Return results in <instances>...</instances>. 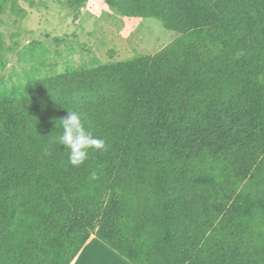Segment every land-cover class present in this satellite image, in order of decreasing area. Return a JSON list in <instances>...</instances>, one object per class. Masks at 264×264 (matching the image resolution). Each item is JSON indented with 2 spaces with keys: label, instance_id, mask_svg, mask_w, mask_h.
<instances>
[{
  "label": "trees",
  "instance_id": "obj_1",
  "mask_svg": "<svg viewBox=\"0 0 264 264\" xmlns=\"http://www.w3.org/2000/svg\"><path fill=\"white\" fill-rule=\"evenodd\" d=\"M111 2L179 37L0 88V264H72L92 235L131 264H264V0ZM67 109L106 142L79 167Z\"/></svg>",
  "mask_w": 264,
  "mask_h": 264
},
{
  "label": "rangeland",
  "instance_id": "obj_2",
  "mask_svg": "<svg viewBox=\"0 0 264 264\" xmlns=\"http://www.w3.org/2000/svg\"><path fill=\"white\" fill-rule=\"evenodd\" d=\"M0 0V88L153 56L179 37L155 18H128L112 0Z\"/></svg>",
  "mask_w": 264,
  "mask_h": 264
},
{
  "label": "clouds",
  "instance_id": "obj_3",
  "mask_svg": "<svg viewBox=\"0 0 264 264\" xmlns=\"http://www.w3.org/2000/svg\"><path fill=\"white\" fill-rule=\"evenodd\" d=\"M66 113L65 117L58 120L61 133L57 137V142L68 153V163L73 167H79L89 159L91 150H105L106 142L94 136L85 127L79 112L67 109Z\"/></svg>",
  "mask_w": 264,
  "mask_h": 264
},
{
  "label": "crops",
  "instance_id": "obj_4",
  "mask_svg": "<svg viewBox=\"0 0 264 264\" xmlns=\"http://www.w3.org/2000/svg\"><path fill=\"white\" fill-rule=\"evenodd\" d=\"M72 264H131L116 251L92 235Z\"/></svg>",
  "mask_w": 264,
  "mask_h": 264
}]
</instances>
